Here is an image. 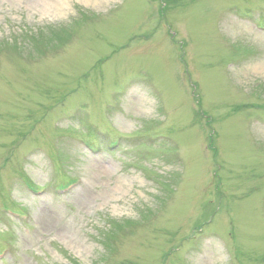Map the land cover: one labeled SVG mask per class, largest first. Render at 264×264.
Listing matches in <instances>:
<instances>
[{
	"label": "rangeland",
	"instance_id": "rangeland-1",
	"mask_svg": "<svg viewBox=\"0 0 264 264\" xmlns=\"http://www.w3.org/2000/svg\"><path fill=\"white\" fill-rule=\"evenodd\" d=\"M235 6L264 25V0H0V264H264V111L249 104H264V31ZM141 74L154 98L129 89L121 147L69 140L77 127L102 145L119 135L111 92ZM142 132L179 146L128 139Z\"/></svg>",
	"mask_w": 264,
	"mask_h": 264
},
{
	"label": "bare ground",
	"instance_id": "bare-ground-1",
	"mask_svg": "<svg viewBox=\"0 0 264 264\" xmlns=\"http://www.w3.org/2000/svg\"><path fill=\"white\" fill-rule=\"evenodd\" d=\"M139 50V49H138Z\"/></svg>",
	"mask_w": 264,
	"mask_h": 264
}]
</instances>
